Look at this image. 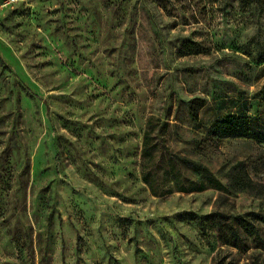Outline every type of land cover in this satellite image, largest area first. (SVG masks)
<instances>
[{"label":"rangeland","instance_id":"rangeland-1","mask_svg":"<svg viewBox=\"0 0 264 264\" xmlns=\"http://www.w3.org/2000/svg\"><path fill=\"white\" fill-rule=\"evenodd\" d=\"M228 115L264 134V0H0V264H264Z\"/></svg>","mask_w":264,"mask_h":264},{"label":"trees","instance_id":"trees-1","mask_svg":"<svg viewBox=\"0 0 264 264\" xmlns=\"http://www.w3.org/2000/svg\"><path fill=\"white\" fill-rule=\"evenodd\" d=\"M207 136L214 139L220 140L224 138H245L251 139L256 141L259 144L264 145V134H257L254 133L249 127V119L246 116H238V115H228L222 117L218 120H215L207 129L206 132ZM148 134L144 135L143 141V155H148ZM181 163L184 164L187 168L191 169L194 172H199L206 174L208 177H211L210 171L201 165L200 163L188 160V159H180ZM230 181L233 186L238 190H253L254 189V182L250 178L249 174L247 173L246 169L243 167L242 163H237L234 167L230 175ZM147 183V181L145 180ZM149 184V183H148ZM200 190V189H197ZM183 191V190H182ZM254 221L264 225V215L262 214H252ZM246 226V230L258 237L256 228L251 222H246L244 224ZM231 235L235 238L236 232L233 228L230 229Z\"/></svg>","mask_w":264,"mask_h":264}]
</instances>
